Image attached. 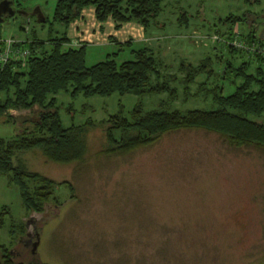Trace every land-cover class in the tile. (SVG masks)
<instances>
[{
	"label": "rangeland",
	"instance_id": "rangeland-1",
	"mask_svg": "<svg viewBox=\"0 0 264 264\" xmlns=\"http://www.w3.org/2000/svg\"><path fill=\"white\" fill-rule=\"evenodd\" d=\"M54 4L23 0L0 22V36L23 38L31 28L47 35L48 22L41 26L34 10L51 19ZM182 10L187 23L178 21ZM230 15L238 18L230 21ZM228 28L244 44L249 31L264 39V0H163L148 30L158 36L146 42L160 48L158 56L174 67L181 57L197 62L217 53L225 59L230 52L218 45ZM218 33L220 39L212 41ZM118 47L87 46L85 62L89 65L112 51L117 60L132 57L128 48ZM55 96L64 125L88 118L95 123L85 133L84 159L47 160L39 146L19 156L31 170L70 180L74 196L65 184L57 185L54 195L62 204L51 201L36 213L24 207L17 185L0 174V243L29 259L37 231V256L49 264H264V148L234 146L217 132L191 128L164 133L129 152L107 154L99 120L120 108L126 114L138 95L72 96L62 90ZM149 96H141L147 105L154 101ZM202 104L191 97L183 105ZM20 129L17 122L0 120L1 136H14ZM25 219L30 234L20 235L17 229L11 233L13 224Z\"/></svg>",
	"mask_w": 264,
	"mask_h": 264
},
{
	"label": "trees",
	"instance_id": "trees-1",
	"mask_svg": "<svg viewBox=\"0 0 264 264\" xmlns=\"http://www.w3.org/2000/svg\"><path fill=\"white\" fill-rule=\"evenodd\" d=\"M14 1L19 5L23 0ZM162 2L55 0L51 19L44 15L38 20L41 26L48 22L47 35L38 34L34 28L26 31L27 27L20 25L26 31L25 37L13 44L27 46L30 53L25 60L11 58L0 63V120L17 122L21 129L11 137L0 135V174H5L9 182L17 185L27 210L41 213L51 201L61 205L54 195L55 187L60 184L68 187L70 197L74 196L70 180H56L31 170L19 156L21 151L39 146L47 160L68 163L84 159L85 133L95 123L88 118L81 123L64 125L55 105V94L62 90L69 91L72 96L112 92L138 95L126 114L120 108L99 120L106 140L103 151L107 154L129 152L154 143L164 133L191 128L217 132L234 146L264 148V54L247 52L232 44L230 41L237 34L235 30L223 31L225 40L218 45L230 52L227 58L217 53L197 62L181 57L175 67L158 56L160 48L146 40L115 41L113 38L118 48H128L132 57L117 60V52L112 51L89 65L85 62L87 44L66 45L69 40L66 27L84 7L93 6L98 20L111 17L115 27L125 21H137L148 35L151 34L150 25L162 9ZM182 11L178 21L187 23L185 11ZM226 18L236 21L238 17ZM245 18L247 20L248 16ZM55 23L61 28L57 29ZM246 37L248 43L264 44V39L254 31H249ZM4 38L0 36V45ZM218 39L219 33L215 38L211 36L212 41ZM219 62L222 63L220 68L216 65ZM202 74L203 77L197 79ZM144 94L154 99L151 105L142 99ZM191 97L200 98L202 106H184ZM6 207L4 205L3 209ZM26 227L27 219L13 224L10 231L13 233L17 229L23 235ZM36 256V251L30 252L26 259L16 247L0 243V264H49Z\"/></svg>",
	"mask_w": 264,
	"mask_h": 264
},
{
	"label": "crops",
	"instance_id": "crops-1",
	"mask_svg": "<svg viewBox=\"0 0 264 264\" xmlns=\"http://www.w3.org/2000/svg\"><path fill=\"white\" fill-rule=\"evenodd\" d=\"M66 34L69 37L66 45L85 43L87 46H111L115 45L114 40L123 41L128 38L141 42L158 36L157 33L147 35L143 26L137 21H125L119 27H115V21L111 17L98 20L94 15L93 6L82 8L80 15L67 25Z\"/></svg>",
	"mask_w": 264,
	"mask_h": 264
},
{
	"label": "built area",
	"instance_id": "built-area-1",
	"mask_svg": "<svg viewBox=\"0 0 264 264\" xmlns=\"http://www.w3.org/2000/svg\"><path fill=\"white\" fill-rule=\"evenodd\" d=\"M212 37H217V34H213ZM15 42L18 43L19 38L7 37L3 39V43L0 45V63H4L11 58L17 60H25V58H27L30 53L28 47L20 44H13ZM230 42L238 48H243L247 52H259L264 54V44L255 42L244 44L242 41L237 40L236 37Z\"/></svg>",
	"mask_w": 264,
	"mask_h": 264
},
{
	"label": "water",
	"instance_id": "water-1",
	"mask_svg": "<svg viewBox=\"0 0 264 264\" xmlns=\"http://www.w3.org/2000/svg\"><path fill=\"white\" fill-rule=\"evenodd\" d=\"M11 2L12 0H0V22L3 20L5 15H13L15 13L16 10L11 5ZM34 11L37 13L38 20L44 18V15L39 8H36ZM37 243H38V235L36 236V239L33 241L31 245V252L36 251Z\"/></svg>",
	"mask_w": 264,
	"mask_h": 264
},
{
	"label": "flooded vegetation",
	"instance_id": "flooded-vegetation-1",
	"mask_svg": "<svg viewBox=\"0 0 264 264\" xmlns=\"http://www.w3.org/2000/svg\"><path fill=\"white\" fill-rule=\"evenodd\" d=\"M11 5L13 6V8L16 10V8H18L17 6V4H16V2L14 1V0H12V2H11ZM26 232V231H25ZM25 234H30V233H25ZM35 238H36V236H37V231H35ZM29 240H31L29 237L27 238V240H24V242L27 244V242L29 241ZM31 242V241H30Z\"/></svg>",
	"mask_w": 264,
	"mask_h": 264
}]
</instances>
